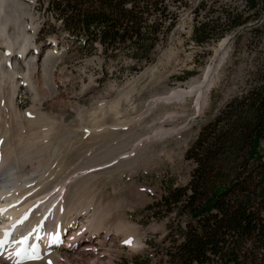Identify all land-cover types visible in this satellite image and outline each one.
Wrapping results in <instances>:
<instances>
[{
  "label": "rangeland",
  "instance_id": "374dc122",
  "mask_svg": "<svg viewBox=\"0 0 264 264\" xmlns=\"http://www.w3.org/2000/svg\"><path fill=\"white\" fill-rule=\"evenodd\" d=\"M21 1L27 6L21 14L26 13L23 30L28 39L20 38L19 44L12 49L13 64L17 62L19 70L28 75V62L35 61L38 65L35 79L41 81L43 64L62 54L60 61L54 64L58 98L46 100L41 105L29 87L20 89L15 106L22 117L30 111L60 117L63 119L51 118V123L61 126V122L67 129L75 122L83 124L91 120L94 113L112 105L123 95L128 96L131 104L148 103L161 90L186 88L191 81L201 80L208 67H218L216 82L201 113L195 112L193 97L188 98L185 104L162 106L160 112H176L179 116L174 118V122L166 123L169 135L150 136L154 138H150L143 147L153 143L151 154L133 168L110 176L100 175L78 194L79 204L85 205L90 213L87 217L84 214L79 216L74 230L78 232L83 222L87 227L91 221L100 219L99 223L112 231L104 234V229L96 230L97 235L91 238V242L85 239L94 233L80 234L82 241L76 252H87L91 246H101L92 259L99 264H167L165 251L169 245L165 244V239L176 219L174 215H153L149 207L160 201L169 190L189 183L193 167L185 156L201 129L213 121L228 101L255 85L257 72L264 66V0L256 8L252 7V0H206V7L199 12L196 9L204 0H188L189 7L180 12L174 29L168 34H164V30L158 33L161 41L151 51L148 60L140 55V49V52L125 48L105 50L98 44L84 47L64 35L60 21H56L48 9L47 0ZM236 18L239 20L237 23L234 21ZM42 28L44 31L52 28L55 34L47 38L46 32L40 33ZM196 36L203 42H196ZM4 44L6 42L0 43V60L7 58L8 49ZM23 48V55L28 53V59L19 56V50ZM140 115L142 109L132 114V118ZM139 120L130 126H114L118 128L114 130L111 126L113 119L107 118L106 133L128 134L133 129L140 132L139 126L144 122L155 123L153 116L138 123ZM150 127L149 132L157 130L156 125L152 129ZM6 128L7 124L2 123L0 135ZM82 138L83 133L79 132L78 141ZM132 138L127 137L125 142ZM53 154L47 153V159L53 158ZM118 228L138 233L142 248L124 244L123 236H120L122 231ZM65 235L61 240L64 245L68 239L67 233ZM99 240L104 245L97 243ZM3 253L5 256L7 249ZM85 254L86 258L90 255Z\"/></svg>",
  "mask_w": 264,
  "mask_h": 264
},
{
  "label": "bare ground",
  "instance_id": "6f19581e",
  "mask_svg": "<svg viewBox=\"0 0 264 264\" xmlns=\"http://www.w3.org/2000/svg\"><path fill=\"white\" fill-rule=\"evenodd\" d=\"M12 7L15 10L12 11ZM26 8L21 0H0V43L6 42L3 46L8 49V59L0 60L3 61L0 62V127L2 123L7 124L4 133L0 135V236H5V233L11 236L12 231L16 230L22 235H28L29 242L36 244L38 251L36 256L25 255L22 259H13L10 255L17 251L16 247H8L5 256L2 255L4 249L0 248V264H99L92 259L96 255L94 253L101 250V246H91L87 252H76L77 245L82 241L79 236L82 233H94L85 239L91 242V238L97 235L96 230L104 229V234L112 230L99 223L102 221L100 219L98 222L88 221L92 224L87 227L83 222L78 232L74 230L79 216L84 214L87 217L90 213L85 205L79 204V191L87 189L100 175L110 176L123 169L133 168L151 154L150 146L153 143L143 147L150 138H154L150 136L169 135L166 123L174 122V118L179 116L176 112H160L162 106L185 104L188 98L193 97L194 110L201 113L210 89L216 82L218 67H208L201 80L191 81L186 88L161 90L154 96L155 99L145 102V105L131 104L128 96L123 95L113 101L112 105L94 113L91 120L83 124L75 122L67 129L61 122V126L51 123V118L63 119L60 117L33 114V111L22 117L15 106L16 94L20 89L29 87L41 105L46 100L58 98L54 64L62 55L43 64L41 81L35 79L38 69L35 61L28 62V75L24 70H19L17 62L13 64L12 49L19 44L20 38H27L23 30L26 13L21 14ZM23 51L24 48L19 50L20 58L28 59ZM49 52L53 53L51 49ZM141 109L142 115L132 118V114ZM150 116L154 117L155 131L149 132V127L152 129L154 125L144 122L139 126L140 132L133 129L128 134L114 131V134L106 133L107 118L113 119L111 126L114 127L130 126L138 118L140 123ZM79 132L83 133L84 139L78 141ZM129 136L133 138L126 143ZM49 152L54 153L51 159H47ZM6 207L14 211L12 224L7 223L8 215L2 210ZM118 230L122 231L120 236H123L124 244L135 249L142 248L138 233L125 232L120 228ZM66 233L68 239L64 245L61 240H64ZM97 243L104 245L100 240ZM85 253L90 254L88 258Z\"/></svg>",
  "mask_w": 264,
  "mask_h": 264
},
{
  "label": "trees",
  "instance_id": "16d2710c",
  "mask_svg": "<svg viewBox=\"0 0 264 264\" xmlns=\"http://www.w3.org/2000/svg\"><path fill=\"white\" fill-rule=\"evenodd\" d=\"M261 1L252 0V7ZM47 2L72 41L140 49L145 60L161 41L158 33L174 29L189 7L188 0ZM43 32L55 34L52 28ZM185 159L193 167L189 183L149 207L153 215L176 219L165 239L167 264H264V66L255 85L201 129Z\"/></svg>",
  "mask_w": 264,
  "mask_h": 264
},
{
  "label": "snow or ice",
  "instance_id": "6c2138e0",
  "mask_svg": "<svg viewBox=\"0 0 264 264\" xmlns=\"http://www.w3.org/2000/svg\"><path fill=\"white\" fill-rule=\"evenodd\" d=\"M4 235H5V237H7L9 234L5 233ZM0 243H2V242H0ZM126 243H131V242L130 241H126Z\"/></svg>",
  "mask_w": 264,
  "mask_h": 264
},
{
  "label": "flooded vegetation",
  "instance_id": "af4514ba",
  "mask_svg": "<svg viewBox=\"0 0 264 264\" xmlns=\"http://www.w3.org/2000/svg\"><path fill=\"white\" fill-rule=\"evenodd\" d=\"M89 253H91V252H89Z\"/></svg>",
  "mask_w": 264,
  "mask_h": 264
}]
</instances>
